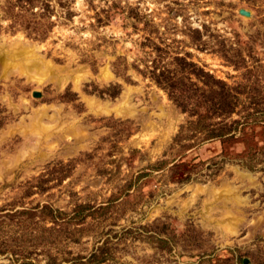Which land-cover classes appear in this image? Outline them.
Instances as JSON below:
<instances>
[{
  "label": "rangeland",
  "instance_id": "374dc122",
  "mask_svg": "<svg viewBox=\"0 0 264 264\" xmlns=\"http://www.w3.org/2000/svg\"><path fill=\"white\" fill-rule=\"evenodd\" d=\"M0 47V264H264V0H0Z\"/></svg>",
  "mask_w": 264,
  "mask_h": 264
},
{
  "label": "bare ground",
  "instance_id": "6f19581e",
  "mask_svg": "<svg viewBox=\"0 0 264 264\" xmlns=\"http://www.w3.org/2000/svg\"><path fill=\"white\" fill-rule=\"evenodd\" d=\"M2 50H4V51H8L7 49H3L2 47H0V53L2 52ZM12 51L13 52H15L16 51V48H13L12 49ZM5 54V53H4ZM15 55V54H14ZM17 55V54H16ZM22 55V58H23V62L21 63V65H22V68L25 70V71H27V72H30V70H31V72L32 71H38L40 74H42V76H44L45 75V70L43 69V68H41V69H39L38 70V67L40 66L39 65V63H38V61L37 60H33L34 59V53H33V51L32 50H27V51H25V52H22L19 56H21ZM17 57V56H16ZM5 63H6V66H10V64H11V66H12V64H13V66L14 67H16V65H18L17 64V62L15 63H12V60L11 59H6L5 60ZM22 69V70H23ZM121 113H124V112H126V111H129V109L127 108V107H123V108H121L120 110H119Z\"/></svg>",
  "mask_w": 264,
  "mask_h": 264
},
{
  "label": "water",
  "instance_id": "95a60500",
  "mask_svg": "<svg viewBox=\"0 0 264 264\" xmlns=\"http://www.w3.org/2000/svg\"><path fill=\"white\" fill-rule=\"evenodd\" d=\"M248 12V11H247Z\"/></svg>",
  "mask_w": 264,
  "mask_h": 264
}]
</instances>
